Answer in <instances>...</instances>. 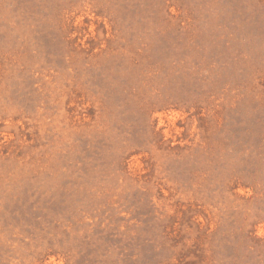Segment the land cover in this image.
Segmentation results:
<instances>
[{"label": "rangeland", "instance_id": "374dc122", "mask_svg": "<svg viewBox=\"0 0 264 264\" xmlns=\"http://www.w3.org/2000/svg\"><path fill=\"white\" fill-rule=\"evenodd\" d=\"M0 264H264V0H0Z\"/></svg>", "mask_w": 264, "mask_h": 264}]
</instances>
